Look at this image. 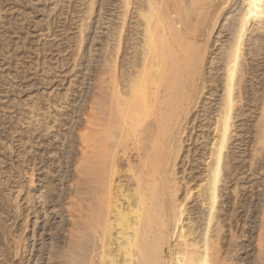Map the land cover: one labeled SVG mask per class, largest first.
<instances>
[{"label":"bare ground","instance_id":"bare-ground-1","mask_svg":"<svg viewBox=\"0 0 264 264\" xmlns=\"http://www.w3.org/2000/svg\"><path fill=\"white\" fill-rule=\"evenodd\" d=\"M263 1H237L241 16L231 17L224 27L226 47L208 66L213 34L232 2L138 0L136 25L142 29L136 28V39H127L133 56L121 65L123 34L134 3L123 0L115 47L106 45L103 67L95 70L85 103L71 116L78 129L68 133L69 152L60 155L61 167L67 170L43 178L40 206L28 188L27 218L34 215L35 226L41 215L51 221L52 214L63 215L64 210L70 220L68 243L61 245L63 229L52 235L49 264L239 263L238 236L231 230L225 244L223 236V222L229 220L231 227L236 221L238 195L228 193L223 202L219 198L222 184L226 189L237 185L241 170L250 172L245 174L248 180L264 167V153H248L258 145L264 148V26L259 18L248 29L250 11L264 8ZM250 57L255 63H246ZM258 108L261 119L255 129L251 119L253 109ZM206 120L215 121L212 141L203 154L210 167L205 172L211 173L196 182L199 193L195 198L182 188L177 166L186 142L198 143L191 130L203 128ZM240 120H244L242 127ZM238 131L245 148L240 165L234 149ZM202 138L206 140L207 135ZM41 162L48 165L46 157ZM34 172L31 169V184ZM56 179L65 185L58 200ZM243 202L249 206V201ZM257 206L264 229V203ZM186 219L194 223L185 224ZM45 233L39 235L41 248L47 244ZM23 239L14 240V256L21 252ZM258 240L261 254L262 232ZM261 258L255 264H264Z\"/></svg>","mask_w":264,"mask_h":264},{"label":"rangeland","instance_id":"rangeland-1","mask_svg":"<svg viewBox=\"0 0 264 264\" xmlns=\"http://www.w3.org/2000/svg\"><path fill=\"white\" fill-rule=\"evenodd\" d=\"M133 1L130 27L123 34L127 37L124 36L125 47L122 45L120 64L133 56L132 50H127V39H136L135 32L142 29L136 25L138 0ZM229 1L233 6L224 9L220 17L221 26L213 34L214 48L209 55L208 66L217 61L226 47L224 27L230 19L241 16L238 0ZM122 6L123 0H0V264H49L52 235L63 229L61 245L69 242L66 230L71 225L67 211L64 210L63 215L52 214L51 221L49 216L41 215L35 226L34 215L27 218L28 191L32 190L31 194L36 200L45 190L42 180L46 175L57 177L67 170L61 167L63 159L60 155L69 152L68 133L77 132L78 129L74 124L75 117L71 116L77 115L85 103L86 93L93 87L95 70L103 67L106 45L109 43L115 47L114 38L118 36L122 25ZM250 14L248 29L258 23L259 18L264 26V8L256 7ZM253 41L258 43L257 39ZM252 58H248L246 63H255ZM252 115L251 124L255 128L261 119L260 109H253ZM204 123L203 128L198 126L191 130L192 137L198 143L191 140L186 142L177 166V177L183 184L182 188L195 198L199 193L196 182L211 173L205 172L210 167L206 165V156L203 157V154L208 152L215 121L206 120ZM243 123L244 120L238 121L240 127ZM203 134L207 135L206 140H199ZM237 134L234 149L240 165V160L245 157V148L240 144L242 132L238 131ZM256 137L255 131L253 141ZM258 147L250 148L248 153L263 155L264 148L261 145ZM204 148H207L206 152ZM43 157H46L48 165L41 162ZM34 159L38 163L36 166L33 164ZM33 168L35 182L31 184L29 180ZM242 172H239L237 185L229 184L226 189L223 183L220 188L219 201L223 202L228 193L234 192L239 202L233 226L230 227L229 220L223 222L224 244L232 230L238 236L237 243L241 249L238 264H255L258 258L264 257V249L261 255L258 245L260 232L264 234L262 214L255 212L257 205L264 203V167L252 173L248 180H245V174L250 172ZM56 181L58 189L55 190V196L58 200L65 185L58 179ZM41 199H37V206L41 205ZM243 201H249L248 208L242 205ZM223 217L228 218L225 215ZM184 223L192 225L194 220L186 219ZM43 227H46V233ZM43 232L47 243L45 248H41L39 236ZM17 238L24 239L19 243L21 252L14 256L11 247Z\"/></svg>","mask_w":264,"mask_h":264}]
</instances>
